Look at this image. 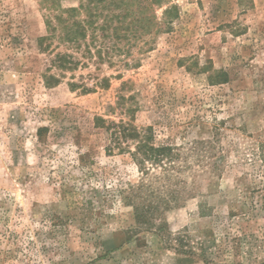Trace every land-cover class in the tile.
<instances>
[{
    "label": "rangeland",
    "instance_id": "rangeland-1",
    "mask_svg": "<svg viewBox=\"0 0 264 264\" xmlns=\"http://www.w3.org/2000/svg\"><path fill=\"white\" fill-rule=\"evenodd\" d=\"M90 1L110 30L47 88L48 11L0 0V264H264V0H125L119 23L113 0L61 3ZM132 127L180 151L175 170L144 173ZM144 183L182 189L153 225Z\"/></svg>",
    "mask_w": 264,
    "mask_h": 264
},
{
    "label": "trees",
    "instance_id": "trees-1",
    "mask_svg": "<svg viewBox=\"0 0 264 264\" xmlns=\"http://www.w3.org/2000/svg\"><path fill=\"white\" fill-rule=\"evenodd\" d=\"M150 2L152 4L164 5L171 2V0H150ZM113 3L119 10L115 11L117 13L113 14V16L115 15L118 18L119 23L125 16V14H123V5L126 2L125 0H113ZM41 4L48 11V14L45 15L47 32L45 35L38 38L37 44L40 51H47L50 55V67L48 72L43 75V80L47 88H54L62 82V79L65 77L64 72L73 71L81 65L82 55L79 54L82 49L83 40L89 37L90 42L87 45V51L91 54V45H95V41L98 38V31H103L104 34H107L110 30V22L109 20H105L104 23L100 24L96 21L95 17H97L98 13L96 7L91 5V1L87 5L81 3L79 6L71 7H63L61 0H41ZM83 10L87 11L88 17H82ZM172 10L173 6L166 9L164 12V15L168 14L166 19L169 18V13H171ZM143 19L146 22L145 28H147V30H151L156 24L158 25L157 17L155 15ZM131 29L133 28H129V30ZM120 30V26L116 25L114 27V34L117 35V37L120 35ZM55 41H58L59 44L68 45L67 50L57 51V48H59L58 46L51 49ZM53 69L58 70L60 73L52 72ZM73 76L75 75L72 74L71 78H73ZM104 80L106 82V79ZM222 80L224 81V78ZM68 85L71 89L80 87L84 92H89L94 87V85L89 86L86 83L80 84L74 80L68 82ZM98 119L100 120L97 121L98 123L103 121V119ZM106 129H108V127ZM46 130L47 128L43 127L39 129V132L42 133V131ZM128 137L139 138L140 134L132 127ZM132 155L141 165L146 174L149 173L146 168V163H151L155 168H160L164 172H169L170 169L175 170L172 166L173 161L182 156L180 151L175 152L172 147L166 145H160L159 147L153 146L152 135L150 134L144 135V137L138 141L136 150ZM189 155L190 152L184 156L185 159L186 157L189 158ZM187 160L188 159H186V166L188 165ZM176 170L177 172H182V168H177ZM168 178H171L170 174H168ZM180 183L182 184L185 182L180 181ZM138 190H145L147 195L142 196L140 201L134 204L137 221L142 225H153L155 224V222L152 221L153 215L155 212L159 211L161 204H164L165 207V205L169 204L171 201L179 200L182 189L179 188L178 183V189L175 187L168 190L170 196L166 195V199L159 197V194L155 193L154 189L148 184L145 185V183L144 185L142 184ZM135 198H137L136 194H134V200ZM153 198H159L156 205L154 204L155 202Z\"/></svg>",
    "mask_w": 264,
    "mask_h": 264
}]
</instances>
